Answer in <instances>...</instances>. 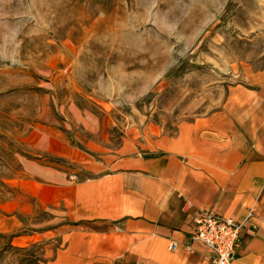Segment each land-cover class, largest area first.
<instances>
[{"label": "rangeland", "instance_id": "rangeland-1", "mask_svg": "<svg viewBox=\"0 0 264 264\" xmlns=\"http://www.w3.org/2000/svg\"><path fill=\"white\" fill-rule=\"evenodd\" d=\"M245 65H264V0H0V202L34 125L112 154L219 108ZM41 256L0 235V264Z\"/></svg>", "mask_w": 264, "mask_h": 264}, {"label": "crops", "instance_id": "crops-1", "mask_svg": "<svg viewBox=\"0 0 264 264\" xmlns=\"http://www.w3.org/2000/svg\"><path fill=\"white\" fill-rule=\"evenodd\" d=\"M241 78L219 108L112 154L34 125L22 175L0 202V235L39 247L40 264H213L192 240L193 219L251 210L232 264H264V65H245Z\"/></svg>", "mask_w": 264, "mask_h": 264}, {"label": "built area", "instance_id": "built-area-1", "mask_svg": "<svg viewBox=\"0 0 264 264\" xmlns=\"http://www.w3.org/2000/svg\"><path fill=\"white\" fill-rule=\"evenodd\" d=\"M251 217V210L242 220L203 212L193 219L192 240L203 244L214 254L213 264H232L240 231ZM177 248L175 243L170 245L172 251Z\"/></svg>", "mask_w": 264, "mask_h": 264}]
</instances>
